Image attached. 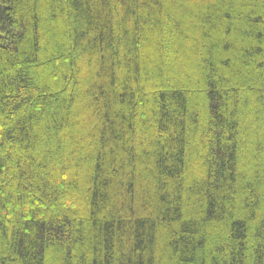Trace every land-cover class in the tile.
<instances>
[{
	"label": "trees",
	"instance_id": "trees-1",
	"mask_svg": "<svg viewBox=\"0 0 264 264\" xmlns=\"http://www.w3.org/2000/svg\"><path fill=\"white\" fill-rule=\"evenodd\" d=\"M0 264H264V0H0Z\"/></svg>",
	"mask_w": 264,
	"mask_h": 264
}]
</instances>
